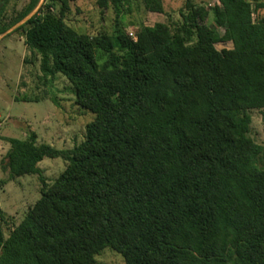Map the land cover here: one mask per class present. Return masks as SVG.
<instances>
[{"label": "trees", "instance_id": "16d2710c", "mask_svg": "<svg viewBox=\"0 0 264 264\" xmlns=\"http://www.w3.org/2000/svg\"><path fill=\"white\" fill-rule=\"evenodd\" d=\"M57 1L16 30L94 119L72 148L38 144L34 131L8 138L0 186L39 173L45 157L66 167L8 236L0 207V264H98L107 247L125 264H264V145L250 135V110L264 108V0H217L214 25L187 0L179 24L134 36L79 32ZM39 2L8 24L0 11V34ZM97 2L121 16L129 0ZM143 2L164 12L163 0Z\"/></svg>", "mask_w": 264, "mask_h": 264}, {"label": "rangeland", "instance_id": "374dc122", "mask_svg": "<svg viewBox=\"0 0 264 264\" xmlns=\"http://www.w3.org/2000/svg\"><path fill=\"white\" fill-rule=\"evenodd\" d=\"M31 0H0L1 21L14 20ZM68 10L65 22L79 32L95 36L100 32L113 33L119 27L134 36L143 25L165 22L177 25L182 21L181 10L187 0H163L164 12H150L143 0H129L125 12L117 16L114 7L101 8L97 0H66ZM209 11L206 23L214 25L212 8L217 0H195ZM50 0H40L36 12ZM61 1L54 7L59 13ZM263 14L256 12L255 17ZM24 23V22H23ZM21 23V24H23ZM16 23L0 34V180L8 177L3 162L10 149L8 138L26 139L31 131L37 134L38 144H50L58 149L72 148L80 143L86 125L94 119V113L76 103L73 87L61 73L45 75L40 67L41 56L25 44L23 30H16ZM17 25V26H16ZM223 35L224 27H218ZM221 42L218 48L230 47ZM101 55L100 61L105 58ZM252 116L251 137L264 145V108L250 110ZM39 173L27 174L9 180L0 186V207L6 215V236L18 225L28 210L40 198L43 186L51 185L64 171L66 161L62 157H45L38 163ZM98 264H125L123 257L110 247L96 256Z\"/></svg>", "mask_w": 264, "mask_h": 264}, {"label": "water", "instance_id": "95a60500", "mask_svg": "<svg viewBox=\"0 0 264 264\" xmlns=\"http://www.w3.org/2000/svg\"><path fill=\"white\" fill-rule=\"evenodd\" d=\"M35 12L33 11L30 15H28L26 18H24L22 21H20L17 25H21V23H23V22H25V21H27L33 14H34ZM16 25V26H17Z\"/></svg>", "mask_w": 264, "mask_h": 264}]
</instances>
